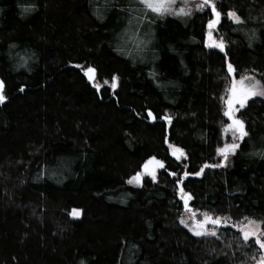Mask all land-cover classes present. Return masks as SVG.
I'll use <instances>...</instances> for the list:
<instances>
[{
    "label": "trees",
    "instance_id": "1",
    "mask_svg": "<svg viewBox=\"0 0 264 264\" xmlns=\"http://www.w3.org/2000/svg\"><path fill=\"white\" fill-rule=\"evenodd\" d=\"M215 4L225 54L208 46V7L0 0V264L256 263L236 228L181 224L183 187L191 209L264 228V98L239 111L247 135L227 163L218 151L227 62L264 82V0ZM152 157L157 180L128 184Z\"/></svg>",
    "mask_w": 264,
    "mask_h": 264
},
{
    "label": "snow or ice",
    "instance_id": "2",
    "mask_svg": "<svg viewBox=\"0 0 264 264\" xmlns=\"http://www.w3.org/2000/svg\"><path fill=\"white\" fill-rule=\"evenodd\" d=\"M134 3L143 5L145 8L149 9L152 13L163 15L169 8L170 5L175 3V0H133ZM201 10L208 7L210 9L211 15L214 17L210 19L207 24V28L210 30L208 33L210 48H218L221 51H224V44L222 41H217L213 38V33L211 30L216 29L222 18V13L217 9L215 0H202V3L199 5ZM135 10V9H134ZM25 11H30V9H25ZM142 11V10H141ZM183 12V9H181ZM227 15L230 18H233L235 22L239 23L240 18L235 12H228ZM131 23V20H130ZM95 71L94 69H89V72ZM227 72L230 75V86L228 89V96L226 99V110L224 115L228 118L231 123L227 124L225 127V133H232V139H237V133L239 134V139H243L247 135L245 130V125L243 120L239 119L236 113L240 108L244 107L247 104V101L250 98L261 96L264 97V86L260 85V82L255 80L254 76L241 74L239 79L236 78V69L234 68L231 62H227ZM115 86V85H114ZM23 91V89H21ZM5 97L3 96V81H0V102H3ZM148 115L153 119H156L155 116L148 112ZM165 119L170 120V117H165ZM173 149V155L180 158V155L183 154V150L176 148L174 145H170ZM239 147L237 143H225V145L218 149L220 155L225 161L228 159L230 153H234L235 150ZM158 165L163 167L162 161H157L155 157H152L143 167L145 172H137L131 178L128 179V184L136 183L139 186H143V175L146 173L152 178H155V167H150V165ZM218 165H205V167H217ZM203 169H201V172ZM200 173H197L199 175ZM173 176L177 174L172 173ZM185 176L188 175L187 172L184 173ZM178 183H180L178 181ZM179 193L181 199L184 200V205L186 210L191 212L192 219L194 220L195 227L192 229L197 236H217L219 227H227L225 218L214 217L213 215L204 212L203 219H196V211L188 207V201L191 198L190 194L185 195L184 188H179ZM73 215H79L78 211H74ZM244 220L246 223H233L231 227L237 228V230L242 234L243 240L245 242L250 239L253 241L254 245H258L260 249L264 250V228L259 227L256 221L250 220L245 217ZM181 223H185L184 220H181ZM211 225L212 227H209ZM260 264H264V257L261 258Z\"/></svg>",
    "mask_w": 264,
    "mask_h": 264
},
{
    "label": "rangeland",
    "instance_id": "3",
    "mask_svg": "<svg viewBox=\"0 0 264 264\" xmlns=\"http://www.w3.org/2000/svg\"><path fill=\"white\" fill-rule=\"evenodd\" d=\"M202 3V0H175V3L174 4H172V5H170L169 6V8H168V10L165 12V13H173L174 11H181V9H183V11H196V10H200L201 8L199 7V5ZM230 19H233V18H230ZM211 31H213V30H211ZM213 33V38L215 39V40H217L218 42L219 41H222L221 39L220 40H218V38H217V36L215 37V35H214V32H212ZM225 48V47H224ZM226 50V49H225ZM93 77V76H92ZM255 77V76H254ZM255 80H257V81H259L260 82V85H262V86H264V82H261L260 80H258L256 77H255ZM256 97H261V96H256ZM253 98H255V97H253ZM262 98H264V97H262ZM251 99V98H250ZM248 102V101H247ZM246 106V105H245ZM245 106L244 107H242V108H240L239 109V111L240 110H242L243 108H245ZM239 111L236 113V115H238V113H239ZM229 123H231V122H229ZM228 123V124H229ZM237 135V139H235V140H233L232 139V133L231 132H228L227 134L225 133V128L223 129V136H224V145H225V143H237V144H240V142H241V139H239L238 137H239V134L237 133L236 134ZM237 150V149H236ZM236 150H235V152H236ZM170 151H171V153L173 154V149L170 147ZM234 152V153H235ZM234 153H230L229 155H228V159H227V161H225L224 159V161L223 162H225V163H227L229 160H230V157L234 154ZM219 155H220V153H219ZM182 157V154L180 155V158ZM220 157L221 158H223L221 155H220ZM158 171H159V169H158V167H156V169H155V178L153 179L152 178V176H150V175H148V174H144L143 175V179L144 178H146V177H149L150 179H152L153 181H155V180H157V177H158ZM145 172V171H144ZM131 185H133V186H135V187H138L139 185L138 184H136V183H133V184H131ZM190 204V203H189ZM189 204H188V207L190 208V206H189ZM79 212V215H73V216H80L81 215V212L80 211H78ZM196 219H203V213L202 212H198V211H196ZM181 220H184L185 221V223H181L182 224V226H184L185 228H187L193 235H195V233H194V231L192 230L194 227H195V224H194V220L192 219V216H191V212H189L188 210H185V212H184V214H183V217H182V219ZM226 220V223H227V227H231V225H232V223L229 221V220H227V219H225ZM257 224L259 225V227H261L262 228V224L261 223H259V222H257ZM209 227H212L211 225H209ZM221 228H225V227H219L218 229H217V231H218V233H219V230L221 229ZM235 228V227H234ZM237 229V228H236ZM242 235V234H241ZM195 236H197V235H195ZM218 236V235H217ZM217 236H197V237H217ZM251 240V239H250ZM262 257H264V250H262V254H261V256L258 258V260L256 261V263L255 264H260V260H261V258Z\"/></svg>",
    "mask_w": 264,
    "mask_h": 264
},
{
    "label": "water",
    "instance_id": "4",
    "mask_svg": "<svg viewBox=\"0 0 264 264\" xmlns=\"http://www.w3.org/2000/svg\"><path fill=\"white\" fill-rule=\"evenodd\" d=\"M223 52V54H225V48H224V51H222ZM92 76H93V74H92V72H90V74H89V78H92ZM153 119V118H152ZM231 122V121H230ZM155 167V169H156V167H157V165H155L154 163H153V165H150V167ZM188 204H189V201H188Z\"/></svg>",
    "mask_w": 264,
    "mask_h": 264
}]
</instances>
